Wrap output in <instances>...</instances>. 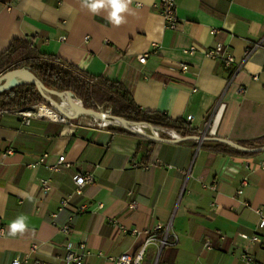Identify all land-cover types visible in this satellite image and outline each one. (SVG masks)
Masks as SVG:
<instances>
[{
  "label": "crops",
  "instance_id": "0c3cea01",
  "mask_svg": "<svg viewBox=\"0 0 264 264\" xmlns=\"http://www.w3.org/2000/svg\"><path fill=\"white\" fill-rule=\"evenodd\" d=\"M158 2L132 0L117 27L107 11L93 14L81 0H0V54L13 40L27 41L91 80L121 84L142 111L182 120L192 136L208 124L209 138L155 142L92 118L24 126L14 114L0 115V264H63L66 247L81 241L90 250L85 264H114L135 254L157 225L169 226L168 244L147 245L141 264H246L243 253L264 264V243L240 237L264 236L255 213L264 210V152L226 155L213 140L264 146V0H177L174 32ZM218 44L233 57L231 67L204 56ZM192 46L196 52L187 53ZM154 127L163 139L181 136ZM44 154L47 165L64 156L70 167L31 168ZM226 163L240 168L223 172ZM77 173L94 181L59 211ZM45 179L52 188L42 194ZM79 206L84 211L73 215ZM21 214L27 231L9 235ZM65 224L69 234L59 231Z\"/></svg>",
  "mask_w": 264,
  "mask_h": 264
},
{
  "label": "trees",
  "instance_id": "16d2710c",
  "mask_svg": "<svg viewBox=\"0 0 264 264\" xmlns=\"http://www.w3.org/2000/svg\"><path fill=\"white\" fill-rule=\"evenodd\" d=\"M18 68H26L35 74L43 85L59 92H71L82 100L86 108H96L90 104L91 99L112 108L113 116L121 117L134 123H146L160 126L181 133L182 137L192 136L187 123L182 120L172 121L158 113L145 112L138 108L125 88L117 82L96 80L90 84V76L77 68L54 57L39 54L35 47L24 40H13L7 50L0 54V73ZM43 99L35 86L24 84L0 94V110H14L38 104ZM111 127V126H110ZM121 132V128L112 127ZM241 146L248 143H238ZM226 155H247L231 147L220 144Z\"/></svg>",
  "mask_w": 264,
  "mask_h": 264
},
{
  "label": "built area",
  "instance_id": "2783aa9c",
  "mask_svg": "<svg viewBox=\"0 0 264 264\" xmlns=\"http://www.w3.org/2000/svg\"><path fill=\"white\" fill-rule=\"evenodd\" d=\"M176 7H177V0H159L158 2L159 13L165 22V29L169 31H173V32L178 31L179 25H180L179 20L176 15ZM214 33H215V30L212 29L210 31V34L213 35ZM61 39L63 40L64 38H61ZM253 49L254 47L246 51L245 58L249 57ZM186 52L189 54H193L194 52H196V48L192 46L188 50H186ZM203 53L206 58L218 61L221 64H223L225 67H231L234 64L233 57L229 54H226L223 47L220 44L216 45L213 49L206 50ZM146 57H147L146 54H141L138 56L137 60L140 64H144L146 61ZM181 70L185 72L187 70V66L181 65ZM94 82L95 80H89L90 84ZM222 108H223V105H220L219 109H222ZM97 111L101 112L99 108L97 109ZM102 113H107V112H102ZM2 114H14L18 116L21 120V124L24 126L29 125L32 119H45V120H49V121H53V122L61 123V124H71L72 122L71 119H69L66 115L62 114L61 112L57 111L51 103L45 100L41 104H35V105H31V106L24 107V108H19V109H14V110H0V115ZM83 117L92 118L89 116H80L79 118H83ZM187 120H189V118H187ZM98 121H101V120L94 119V122H96L97 126L100 128H107V127L112 126L111 123L102 125ZM102 121H107V120H102ZM139 126L142 127L141 130H139L140 132L148 134L147 133L148 129L146 125H139ZM112 127H115V126H112ZM207 128H208V124H205L202 129H199L197 131V135L202 136V137L206 136ZM161 132H162V129L160 128L154 129L155 135L159 137L161 136ZM167 135L169 139H177L181 137L178 134L177 135L175 134V136H171L169 134ZM148 137H149L148 135H145L144 138L150 140ZM197 144H200V143H197ZM46 157L47 155L45 154L42 155L41 157H39L38 161L34 164H31L30 167L35 168L38 165H44L48 170L52 172H59L63 169H67L70 167V164L65 160L64 156H59L57 158V161L52 165H47L45 163ZM261 166L264 167V164H262ZM142 167L144 168L146 166H142ZM239 168H240L239 164L226 163L223 166L222 170L223 172H228V171L237 172ZM72 181L75 186L73 194H70L61 200L59 211L63 210L68 205L73 195H80L82 193V189L87 184L93 183L94 176L92 173H77L72 177ZM246 182H247V179L243 178L242 184L245 185ZM51 188L52 186L48 179L40 181V192L42 194H47L48 192H50ZM101 207L102 205L98 204V208H101ZM129 208H134V205H130ZM83 211H84V206H79L73 212V215H76ZM255 213L258 216L257 228L264 229V210L256 209ZM54 217H56V215ZM59 231L64 234H69L71 231V228L69 225L65 224L59 227ZM154 232L156 234L155 233L151 234L145 240V242L142 244L140 249L135 254L123 253L113 260L114 264H141L144 258V252H145L147 245H149L150 243H155L157 247L160 249L163 246L168 244L169 226L157 225L154 229ZM132 233L136 234L137 232L133 230ZM240 237L244 241H247L251 244L264 243V236H260L256 233L251 236L240 235ZM88 255H90V250L85 241L77 242L76 244H69L66 247V254L63 259V264H85V259L87 258ZM241 259L246 264L253 263V258L249 256L247 253H243L241 256ZM11 264H21V262L18 259H15L11 262Z\"/></svg>",
  "mask_w": 264,
  "mask_h": 264
},
{
  "label": "water",
  "instance_id": "95a60500",
  "mask_svg": "<svg viewBox=\"0 0 264 264\" xmlns=\"http://www.w3.org/2000/svg\"><path fill=\"white\" fill-rule=\"evenodd\" d=\"M24 84H29V85H33L35 86L37 93L40 95V97L51 103L55 109L59 112H61L62 114L66 115L69 119L71 120H75L78 119L80 116H89L92 117L96 120H107V121H118V123L113 122V124H111L112 126L121 128L127 132H130L132 134H136L139 135L141 137H145V135H148L149 139L151 141H155V142H165V141H169V142H173V143H178V142H185V141H195L196 143H201L203 141L209 140V138H207L206 136H188V137H180L177 139H163L157 135H155L154 133V129L156 127L146 124V123H134V122H130L127 121L121 117H117V116H113L107 113H102L99 112L93 108H86L81 104H75L73 102V98L74 95L71 92L65 91V92H59L56 90H51L46 88L43 83L41 82V80L35 75L33 74L31 71H29L26 68H18V69H13L10 71H6L3 72L2 74H0V94L8 91L14 87L20 86V85H24ZM67 97L69 100V103L71 105L72 110L74 111V114L69 116L67 115L65 112H63L62 108L59 106L58 101L55 100V98L57 99H62L64 97ZM139 125H146L147 129H148V134L140 132L139 130H136V127H138ZM214 141L220 142L224 145H227L229 147H231L234 150H237L241 153H258V152H264V146L262 147H258V148H251V147H247V146H241L239 144L236 143H232V142H228V141H223L220 139H213Z\"/></svg>",
  "mask_w": 264,
  "mask_h": 264
},
{
  "label": "clouds",
  "instance_id": "9594fccd",
  "mask_svg": "<svg viewBox=\"0 0 264 264\" xmlns=\"http://www.w3.org/2000/svg\"><path fill=\"white\" fill-rule=\"evenodd\" d=\"M132 0H81V6L87 8L93 14H99L101 10L108 12L107 20L113 26H119L125 22V13H129V4ZM31 200V196L27 197ZM28 229L27 217L23 214L17 216L8 225L9 235L23 234Z\"/></svg>",
  "mask_w": 264,
  "mask_h": 264
},
{
  "label": "bare ground",
  "instance_id": "6f19581e",
  "mask_svg": "<svg viewBox=\"0 0 264 264\" xmlns=\"http://www.w3.org/2000/svg\"><path fill=\"white\" fill-rule=\"evenodd\" d=\"M72 100L75 104H78V105L80 104L79 100H77L75 98H73ZM58 104L62 108L63 112H65L67 115L71 116L74 114V111L72 110L71 105L69 103V100L66 96L64 98L60 99ZM92 120H94V118ZM98 122L102 125L103 124H109V123L113 124V122L118 123V121H98ZM141 128L142 127L138 126V127H136V130H141ZM174 136H175V134H174Z\"/></svg>",
  "mask_w": 264,
  "mask_h": 264
},
{
  "label": "rangeland",
  "instance_id": "374dc122",
  "mask_svg": "<svg viewBox=\"0 0 264 264\" xmlns=\"http://www.w3.org/2000/svg\"><path fill=\"white\" fill-rule=\"evenodd\" d=\"M0 74H2V73H0ZM74 98L75 99H77V100H79V102H81V104L83 105V102H82V100H80L79 98H77L75 95H74ZM55 100H57L58 102L60 101L59 99H57V98H55ZM44 102V100H42L40 103H38V104H41V103H43ZM90 104L91 105H93L95 108H96V110L99 108L100 110H101V112H107L108 114H110V115H113L112 114V108L110 107V106H108V105H106V104H101V103H98L95 99H91L90 100ZM117 128V127H116ZM161 128H164V127H161ZM147 131V130H146ZM147 133H148V131H147Z\"/></svg>",
  "mask_w": 264,
  "mask_h": 264
}]
</instances>
